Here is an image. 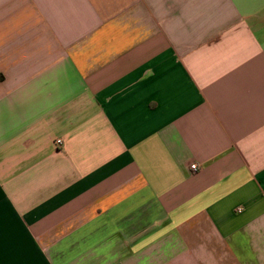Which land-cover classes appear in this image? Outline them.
Masks as SVG:
<instances>
[{
	"label": "crops",
	"instance_id": "1",
	"mask_svg": "<svg viewBox=\"0 0 264 264\" xmlns=\"http://www.w3.org/2000/svg\"><path fill=\"white\" fill-rule=\"evenodd\" d=\"M0 264H264V0H0Z\"/></svg>",
	"mask_w": 264,
	"mask_h": 264
},
{
	"label": "built area",
	"instance_id": "2",
	"mask_svg": "<svg viewBox=\"0 0 264 264\" xmlns=\"http://www.w3.org/2000/svg\"><path fill=\"white\" fill-rule=\"evenodd\" d=\"M58 145H62V141H59L58 142ZM191 168L194 170V171H198L199 167L197 165H192Z\"/></svg>",
	"mask_w": 264,
	"mask_h": 264
}]
</instances>
